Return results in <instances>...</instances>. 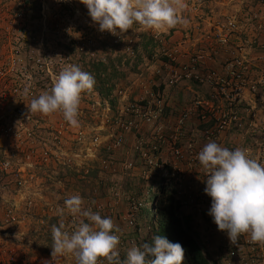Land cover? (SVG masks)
Here are the masks:
<instances>
[{
    "label": "rangeland",
    "instance_id": "1",
    "mask_svg": "<svg viewBox=\"0 0 264 264\" xmlns=\"http://www.w3.org/2000/svg\"><path fill=\"white\" fill-rule=\"evenodd\" d=\"M183 3L184 8L178 15L186 25L156 31L134 24L133 30L112 35L99 31L98 24L92 22L88 9L80 0H0V92L6 86L5 92L11 101L6 103L7 108L4 105L6 111H11L16 99L24 96V90H14L19 82L24 86L37 78L41 84H47L51 82V73L55 81L58 69L64 68L63 57L74 60L86 72L91 70L92 63L103 61L101 68L106 70L105 80L111 82V90L121 91L114 93L108 105L110 110L103 99L96 96L88 94L80 101L79 107L84 108V114L77 117L78 126L87 130L103 126L98 131L103 142L94 147L93 155L74 160L58 154V160L45 166L34 162L22 171L25 175L22 186L11 176L5 178L0 174V197L5 204H15L18 208L17 223L9 228L11 233L0 234V248L11 239L21 238L28 245L20 254L27 262L31 259L29 256L35 254L38 262L44 252L47 255L52 252L44 250L52 248V225L58 226L63 221L65 230H75L77 218L67 213L64 201L80 195L85 209L110 217L119 227L116 234L120 237L118 251L123 261L128 250L141 246L142 238L150 240L149 229L157 224L140 215L141 209L149 208L156 192L160 175L157 179L148 176L156 162L166 164L162 171L157 170L170 175L166 183L172 184L175 191L180 184L181 192L175 193L180 202L192 189L198 198L200 190L204 192L206 187L203 167L198 159V166L188 165L185 145L188 142L206 145L203 134H195L200 128L201 131L207 129L211 122L202 121L197 114L200 108L202 113L208 111L204 100L208 99L210 90L183 75L192 71L190 66L195 62L197 72L214 69L226 73L234 64L245 67L247 84L236 106L242 119L239 123H231L217 143L231 150L248 146L256 154L264 155V0H183ZM17 4L19 9L15 10ZM37 7L40 14L36 17ZM14 14H21L23 19H17ZM147 37L152 38L147 50L134 46ZM215 60L221 63L220 68L201 67ZM174 72H181L183 77L170 86L168 80ZM158 88H163L168 123L176 122L178 114L188 115L184 120L188 129L184 130L183 140L177 143L184 153L182 159L174 158L169 147L163 146L154 154L144 145L136 149L139 135L134 129L122 130L115 123V118L122 122L130 118L129 105L132 103L147 101L154 105L155 99L148 93L151 90L156 93ZM221 101L216 102L215 107H219ZM147 127V124L142 126L141 136L147 134ZM111 133L121 134L119 145L115 146V136ZM65 148L71 151L74 145L68 141ZM175 171L182 175L176 177ZM184 205L181 203L180 210L191 215L199 240L209 238L213 241L214 246L207 247L210 255L216 258L217 264H227L228 256L222 255L236 245L229 242L225 232L218 230L208 214L211 202L203 204L205 210L202 212H197L192 202ZM62 208L65 214L60 216L58 210ZM244 250L243 255L247 251ZM240 256L242 252L235 251L231 261L238 264ZM53 264H76V258L69 254L59 257Z\"/></svg>",
    "mask_w": 264,
    "mask_h": 264
},
{
    "label": "clouds",
    "instance_id": "2",
    "mask_svg": "<svg viewBox=\"0 0 264 264\" xmlns=\"http://www.w3.org/2000/svg\"><path fill=\"white\" fill-rule=\"evenodd\" d=\"M80 3L86 6L99 31H108L112 35L133 30L134 24H139L145 30L162 31L187 23L178 15V11L184 8L183 0H80ZM99 62L103 64V61ZM210 70L198 73L205 74ZM100 73L104 74L102 78ZM105 75L106 70L101 68L98 76L103 82L102 88L108 81ZM199 83L210 90L206 84ZM94 85L92 74L71 65L58 74L50 92L33 98L27 106L30 113L44 116L62 112L64 119L76 127L82 94H90ZM104 89L108 94L107 88ZM102 95L105 96V93ZM166 110L165 106L164 112ZM197 158L206 177L204 192L211 197L208 214L218 230L225 232L233 245L238 244L241 235H246L250 237V243L264 246V164L251 158L241 148L230 150L215 141L204 145ZM161 181L166 183L164 178H158L156 182ZM64 205L67 213L77 218L75 230H65L63 221L58 226L52 225L53 258L71 254L76 258V264H100L101 258L107 260L108 264H183L185 260V249L180 243H173L163 235H155L151 243L146 242L128 250L126 259L121 261L118 251L120 237L116 234L120 229L110 217H102L91 209H85L80 195L66 199ZM58 214L63 216L65 209H59ZM196 232L198 234V230ZM200 243L210 255L207 247L209 244L214 246L213 241L202 238ZM210 257L216 261L213 256Z\"/></svg>",
    "mask_w": 264,
    "mask_h": 264
},
{
    "label": "built area",
    "instance_id": "3",
    "mask_svg": "<svg viewBox=\"0 0 264 264\" xmlns=\"http://www.w3.org/2000/svg\"><path fill=\"white\" fill-rule=\"evenodd\" d=\"M195 63L190 66L192 71L185 72L183 75L187 78H194L210 88V100L208 99L205 101L206 105H208V111L202 113L203 109L200 108L197 114L198 116L200 115L202 121L207 120V122H211L207 129L201 131L200 128L195 135L197 136L202 133L206 144L210 141H215L217 143L218 140L220 141L221 136L227 132L226 130L231 123H239L242 119L236 106L240 103V94L245 90L247 84V79L244 75L245 67H237L234 64L226 73H219L210 70L205 74H199L196 70ZM62 65L64 68H67L76 64L74 60L69 59L68 57L64 59L63 57ZM62 69H58V72L60 73ZM182 69H184V67H182ZM53 75L54 74L51 73V82H47V84H41L40 80L37 78H35V82L29 80L24 86L19 82L14 90H24V96H20L16 99L11 111H6L8 106L6 103L11 102L10 96L5 92L7 87L4 86V90L0 92V174L5 176V178L11 176V178L20 186L24 185L23 177L25 175L23 176L21 174L22 171H25V167L31 166L34 162L35 165L45 166L55 161V159L58 160V154H60L62 158L66 156L65 158L67 159L72 158L75 160L82 156L85 158L89 155H93V151L95 150L94 147L99 146L103 142L102 135L98 132L103 128L102 125L87 130L82 126H71L64 119L62 112H55L49 116H44L40 113H30L27 105L30 104L33 98H38L41 94L40 91L46 92L51 90L55 77V75L52 77ZM103 75V73H100L101 78ZM182 77L181 72H174L168 80L169 85L171 86ZM110 85L111 82L109 81H106L104 84V88H107L108 91V94L105 96H103L95 87L89 94L92 97L96 96L98 99H103L107 105V110H110V107L108 106L109 101L113 99L115 96L114 93L117 91L116 89L111 90ZM251 87L254 88L253 86ZM26 88L28 89L27 95H25ZM163 88L156 89V93L152 90L148 93L149 96H152V98L155 99L154 105L147 101L144 103H132L129 105L130 118L125 122H122L120 118H115V123L121 127L122 130L134 129L135 133L139 135L137 138L136 149H141L144 145L154 154L163 146L169 147L171 149L170 153L174 158L182 159L184 153L181 148L178 147L177 143L179 139L183 140V133H185L184 130L188 129L184 126V120L188 115L183 112L178 115L176 122L172 124L168 123L169 121L165 119V103L162 95ZM117 92L120 93L121 91ZM86 95L88 94H82L81 101L86 98ZM220 101L221 105L215 107V103ZM95 103L97 104V101ZM197 104H201V102L197 101ZM4 105L6 108H4ZM91 107H94L93 103L91 104ZM82 114H84V108L79 107L78 118H81ZM206 116H208V118ZM144 124L148 125L147 134L141 136L143 135L141 128ZM92 130L95 131L94 134H89ZM195 130L197 131V128H195ZM192 134L194 135L193 132ZM112 136H115V146L119 145L122 140L121 134L115 133ZM68 141H71L74 145V149L71 151H67L65 148ZM203 146L204 144H199V142H188V144L185 145V151L187 152L186 155L188 156L187 161L190 167L193 165L198 166L196 165V160L198 159V153L202 150ZM243 150H245L251 158L264 164V155L256 154L254 150L248 146ZM87 151H90V153ZM153 157L155 158V155ZM151 160L149 161L151 162ZM165 167V162H156L154 169L148 173V176L158 178L159 174V178H164V181L168 180L170 175L163 172H157V170L162 171ZM170 172L171 171H169V173ZM175 173L173 175L176 177L182 175L177 171H175ZM202 178L204 180L206 179L204 169L202 171ZM188 187L190 188V186ZM179 189L180 184H177L175 193H180L181 191H179ZM186 195L187 196L183 201H179L180 204L183 203L187 205L192 202L197 212L205 210V208L202 207L205 202H211V197L201 190L198 194V198L194 196L193 189L189 190ZM176 197L179 198V196ZM17 209V205H7L2 197H0V234L1 232L2 234L11 233L9 228H12L17 223ZM249 241L250 237L241 235L238 244L232 247L231 251L226 250V252H224V256H228L229 259L227 264H236L231 261V257L235 255V251L242 252L238 264H264V246L253 244ZM207 242H209L208 239ZM25 244L26 243L22 241L21 238L14 240L11 239L9 242L7 241L6 245L3 244L0 248L2 249L0 252L2 255L0 258V264H32L30 261V263L26 261L27 259L23 254L16 257L17 249L15 248L18 247L22 250L23 247L28 245ZM218 245L220 246L219 243ZM245 248L247 251L245 255H243ZM47 257L48 259L46 258V261H48L49 264H53L59 258H53L52 252L49 253ZM36 263L39 264L38 262ZM100 264H107L106 260L101 258Z\"/></svg>",
    "mask_w": 264,
    "mask_h": 264
},
{
    "label": "trees",
    "instance_id": "4",
    "mask_svg": "<svg viewBox=\"0 0 264 264\" xmlns=\"http://www.w3.org/2000/svg\"><path fill=\"white\" fill-rule=\"evenodd\" d=\"M141 35L145 38V34L142 33ZM143 38L134 46L137 45L147 50V47L151 45L152 38L147 37L146 40ZM102 65L101 62L92 63L91 70L88 69L87 71L95 78L94 87H96L100 93L102 92L107 95V92L102 88L103 82L98 76V71L101 69ZM112 73H114V71ZM152 196L153 198L149 208L141 209L140 215L155 221L157 224L149 229V233L151 234L150 240L147 242L146 239L142 238L143 242L141 241L140 244L142 245L146 242L151 243L153 236L163 235L169 241L173 243L178 242L183 246L185 249V260L183 264H217L207 253L204 245L200 243L198 234L191 223V215L181 212V204L175 195V189L172 187V184L164 183L163 181L158 182L156 192H154ZM137 228H139V226H137ZM44 250L51 252L52 248H50V250Z\"/></svg>",
    "mask_w": 264,
    "mask_h": 264
},
{
    "label": "crops",
    "instance_id": "5",
    "mask_svg": "<svg viewBox=\"0 0 264 264\" xmlns=\"http://www.w3.org/2000/svg\"><path fill=\"white\" fill-rule=\"evenodd\" d=\"M220 66H221V63L219 62V61H216L215 60V62H211V63H207V64H204V65H202L201 67L202 68H204V67H208V68H211V67H213V68H220ZM201 68V69H202ZM208 70V69H207ZM178 91H180V90H178ZM208 100V99H207ZM207 100H204V101H207ZM23 250H21L20 251V249H18V250H16V257H18L19 255H21L20 254V252H22ZM47 254H45V252L43 253V255H41V258L39 259V261H38V263L39 264H49L48 263V261H46V256ZM2 257V255H1V253H0V258ZM29 257H31V259H28L32 264H34V263H36L37 262V257L35 256V254L34 255H32V256H29ZM67 262H69V259L67 260V261H65V263H67Z\"/></svg>",
    "mask_w": 264,
    "mask_h": 264
},
{
    "label": "flooded vegetation",
    "instance_id": "6",
    "mask_svg": "<svg viewBox=\"0 0 264 264\" xmlns=\"http://www.w3.org/2000/svg\"><path fill=\"white\" fill-rule=\"evenodd\" d=\"M38 2H39V1H37L36 3L38 4ZM18 6H19V5L17 4V5L14 7V9H15V10H18V9H19ZM36 9H37V10H35V16L40 14V13L38 12V11H40V8L37 7ZM14 15L17 16V19H22V18H23L21 14H14ZM36 17H37V16H36Z\"/></svg>",
    "mask_w": 264,
    "mask_h": 264
}]
</instances>
